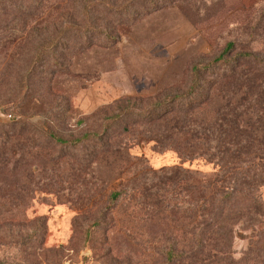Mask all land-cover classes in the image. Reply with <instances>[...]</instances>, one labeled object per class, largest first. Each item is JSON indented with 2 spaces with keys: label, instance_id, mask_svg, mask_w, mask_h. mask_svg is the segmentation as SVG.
<instances>
[{
  "label": "rangeland",
  "instance_id": "374dc122",
  "mask_svg": "<svg viewBox=\"0 0 264 264\" xmlns=\"http://www.w3.org/2000/svg\"><path fill=\"white\" fill-rule=\"evenodd\" d=\"M19 9L16 26L0 30V259L168 264L170 246L190 251L192 228L178 209L142 204L138 192L108 202L104 169L87 154L98 149L93 135L105 128V139L137 134L138 115L185 93L192 67L228 43L234 53L264 57V0H21ZM67 24L53 54L32 64L35 47ZM30 124L65 140L91 137L62 146ZM131 153L148 165L132 170L144 173L180 162L174 150L159 152L150 141L132 145ZM183 165L203 176L214 171L202 159ZM229 236L205 264H264L251 228L240 222Z\"/></svg>",
  "mask_w": 264,
  "mask_h": 264
},
{
  "label": "trees",
  "instance_id": "16d2710c",
  "mask_svg": "<svg viewBox=\"0 0 264 264\" xmlns=\"http://www.w3.org/2000/svg\"><path fill=\"white\" fill-rule=\"evenodd\" d=\"M20 1L0 0V30L8 33L16 26ZM70 27L65 25L58 36L39 43L32 64L43 63L48 54H53L58 39ZM11 37L12 33L7 38ZM206 70H215L208 79L203 77ZM131 125H125L124 134L130 133ZM30 126L36 134L39 131L45 139L62 146L83 144L91 137L65 140L38 130L34 124ZM139 126L143 129L135 128ZM132 128L137 134L125 141L105 139L108 128L101 135H93L99 137L94 144L98 149L87 155L94 156L104 169L101 194L108 202L138 192L141 203L159 202L158 210L176 208L183 226L191 225L190 251L184 246L176 253L175 245L170 246L165 251L166 263H207L213 252L221 250L217 243L228 241L229 232L240 222L252 229L258 261L264 260V57L251 52L234 53V43H228L212 61L192 67L191 85L185 93L144 110ZM142 141L154 142L159 152L174 150L180 162L157 170L149 167L145 173L132 170L148 167L131 153L132 145ZM195 159L212 164L213 173L203 176L183 165ZM188 196L191 203L186 201ZM173 198L177 202L171 205ZM0 264L22 263L12 256L0 259Z\"/></svg>",
  "mask_w": 264,
  "mask_h": 264
},
{
  "label": "built area",
  "instance_id": "2783aa9c",
  "mask_svg": "<svg viewBox=\"0 0 264 264\" xmlns=\"http://www.w3.org/2000/svg\"><path fill=\"white\" fill-rule=\"evenodd\" d=\"M64 264H86V263L84 261L80 260V261H77V262L68 261V262H65Z\"/></svg>",
  "mask_w": 264,
  "mask_h": 264
}]
</instances>
